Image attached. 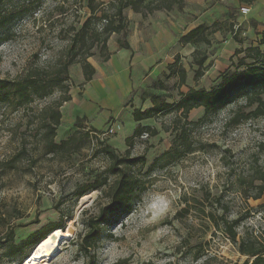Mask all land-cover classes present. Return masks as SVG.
<instances>
[{
    "label": "rangeland",
    "instance_id": "374dc122",
    "mask_svg": "<svg viewBox=\"0 0 264 264\" xmlns=\"http://www.w3.org/2000/svg\"><path fill=\"white\" fill-rule=\"evenodd\" d=\"M112 1L98 0L100 11ZM216 2L219 11L211 12V4ZM242 5L250 8L247 15L240 14ZM202 10H210L208 16L215 21L209 27V45L195 44L192 55L173 53L172 68L167 67L168 74L157 79L147 78V74L139 79L144 64H135L131 95L120 104L112 100V87L106 74L100 73L115 74V95L124 97L126 54L117 53L107 64L100 46L94 47L88 62L99 75L94 74L90 85L84 83L80 65L68 68L64 85L69 87L71 101L59 109L54 142L73 136L75 150L69 155L49 154L40 136L44 112L59 98L58 92L21 107L15 102L0 104V264H20L22 257L9 251L11 244H30L34 234L49 225H70L72 233L48 264H243L246 257L237 253V245L216 226L239 219V239L254 237L264 226V209L259 208L264 193L259 200H246L242 194L245 189L248 196L254 195V185L259 182L248 183L264 176V151L260 148L264 144V115L231 124L234 114L245 115L255 108L243 107L235 98L203 122V109H194L185 122L174 105L188 89L208 91L217 86L224 73L235 70L239 59L252 62L255 54L250 49L264 51V0H252L251 4L210 0L204 6L196 0H183L181 10L170 13L191 23L196 11ZM11 14L16 19L0 26L5 39L0 41V81H18L35 68L46 67L55 73L66 62L71 37L90 12L86 0H3L0 18ZM155 14L141 17H157ZM109 42L111 48L118 49L119 43H126V36L111 35ZM203 55V75L194 78L197 66L193 59ZM180 69L185 72L183 85ZM105 83V89L100 87ZM154 105L169 108L149 119L133 121V110L148 111ZM107 109L114 116H104ZM79 114L90 119L75 118ZM109 125L118 126L116 133L102 138ZM141 128L156 134L136 135ZM182 129L193 152L169 164L155 163L170 150ZM100 141L123 157L122 169L137 186L131 210L114 212L100 226L91 249L94 260L87 261L79 250L83 221L110 201L115 179ZM139 156H144V163L133 162ZM97 183L100 187L91 191ZM141 189L144 192L140 193ZM81 190L94 194L83 205L77 197Z\"/></svg>",
    "mask_w": 264,
    "mask_h": 264
},
{
    "label": "trees",
    "instance_id": "16d2710c",
    "mask_svg": "<svg viewBox=\"0 0 264 264\" xmlns=\"http://www.w3.org/2000/svg\"><path fill=\"white\" fill-rule=\"evenodd\" d=\"M3 0H0V3ZM87 8L90 12L89 17L81 25V28L75 33L70 40L69 47L66 53V62L63 63L55 73L48 68H35L27 71L26 75L18 81H0V104L15 102L18 107L28 105L34 99H47L54 92H58L59 98L53 101L48 109L44 112L43 132L40 135L44 146L49 154L69 155L72 149L74 137L71 136L66 140L60 141L58 144L54 142L57 128L60 125L61 113L59 109L63 104L71 101L68 85H64L65 77L68 74V68L72 65H80L83 73L84 83H89L95 74V69L88 62V59L93 56L91 51L94 47H99L103 54V61L106 62L110 58V53L107 50V42L111 35L122 34L126 36L127 21L123 12L127 9L133 13L141 14L142 16L152 15L154 12H170L173 9L181 10L183 0H115L107 4L105 10L100 11L101 6L98 0H86ZM241 4H251L252 0H237ZM175 7V8H174ZM107 10H112L109 14ZM99 14V16H97ZM16 19V15H8L0 18V26L6 25ZM209 28L205 25L198 26L186 34L180 40V45H195L203 43L209 45ZM0 32V41L5 39ZM120 47L129 50L127 43H119ZM255 55L252 62L247 63L243 58L238 60L236 68L233 72H226L221 76L217 86L205 89H188L185 94H182L180 99L175 103L174 108L180 112L179 119L187 120L190 111L202 108L204 116L203 122L209 115L219 111L227 102L235 98H239L243 103V107L255 108L243 115L240 112L234 114L230 119L233 125H239L245 120H254L264 115V51L259 48L250 49ZM194 64L197 70L194 73V78H200L203 75V65L206 61V56L194 58ZM173 65H169L171 69ZM180 84L185 82L184 69H180ZM168 106H156L148 111L133 110L132 119L134 122H140L152 117L154 113H162L167 110ZM78 120V119H77ZM197 123H187L186 125L194 126ZM143 132H151L155 135V131L149 128H141L136 131V135ZM102 141L100 144L102 145ZM103 146V145H102ZM264 151V144L260 146ZM77 150V149H76ZM102 152L108 157L111 162L110 172L115 176L114 182L110 187V201L98 209L96 215L87 217L83 221L84 233L79 240V250L89 261L94 260V255L91 254V249H94L100 234V226L104 224L108 217L117 211L129 212L131 210L130 201L134 188L137 186V181H132L130 177L122 169L123 157H119L109 145H104ZM193 152L192 146L187 143L185 131L182 129L174 138L169 151L163 153L155 160V163L166 162L171 163L172 160H178L187 154ZM133 162L144 163V156H139L133 159ZM254 181H258V185H254V195L248 196L245 189L242 194L246 200H259L264 193V176L252 178L248 183L253 186ZM100 185L94 184L90 188L95 191ZM141 189L139 192H144ZM87 190H81L77 193V197L85 195ZM264 209V202L259 206ZM241 221L235 219L232 221H224L221 226L216 228L222 231L233 243L237 245V253L246 257L243 264H264V226L260 227L257 234L251 238H238L237 228ZM63 229L61 225H49L42 228L34 234V241L12 243L9 251L12 255L22 257L20 262L29 254L30 250L40 240H43L51 231L55 229ZM31 246L28 253H24L26 247Z\"/></svg>",
    "mask_w": 264,
    "mask_h": 264
},
{
    "label": "crops",
    "instance_id": "0c3cea01",
    "mask_svg": "<svg viewBox=\"0 0 264 264\" xmlns=\"http://www.w3.org/2000/svg\"><path fill=\"white\" fill-rule=\"evenodd\" d=\"M205 1L207 2L210 0H196L201 6H204ZM243 6L244 5L241 7ZM182 10L186 12V9L183 8ZM172 11L177 12V9L175 8ZM209 11L210 10H202V12L196 11L197 15H191L193 20L189 23L182 20V17H179V15L174 16L173 13L170 12H154L153 15L156 13L155 16L159 18L148 16V18L143 19L141 14L133 13V11L129 9L125 10L126 21L128 23L126 29V43L130 49H123L120 45L118 49H115L113 44V47L111 48L110 42H107V50L111 53L107 64L111 63V59H113L117 53L126 54L127 68L125 70L126 81L124 82H126L127 88L124 97H121L120 95V97H117L115 95L114 89L117 86L115 84L117 78L116 75L105 70L100 73V76L106 74V78L110 84L109 86L112 87L109 91L112 95L111 98L113 97L112 100L120 104L127 100L131 95L133 89L132 77L133 70H135V64H144V69L142 70L139 79L144 76L143 74H147V78L157 79L163 74H168L167 67L171 64L173 53L180 54L182 57L185 56V54L192 55L194 53V45L187 44L183 46L179 44V40L184 34L198 26L205 25L208 28L211 27L215 21L212 16H208ZM213 11L215 13L219 11L217 2L211 4V12ZM113 36H116V34H113ZM95 75H99L96 69ZM93 83L94 80H91L88 85ZM106 84L107 83H105L104 86L100 84V87L105 89ZM105 112L104 116H109L111 114L114 116L113 111L107 109ZM77 117L90 119L82 114L75 116V118Z\"/></svg>",
    "mask_w": 264,
    "mask_h": 264
},
{
    "label": "bare ground",
    "instance_id": "6f19581e",
    "mask_svg": "<svg viewBox=\"0 0 264 264\" xmlns=\"http://www.w3.org/2000/svg\"><path fill=\"white\" fill-rule=\"evenodd\" d=\"M93 192L79 197V205L88 203ZM70 225L67 228L55 229L51 231L43 240L33 247L29 254L23 259L20 264H48L50 257L58 252L62 242L69 240L71 237ZM32 252H34L32 254Z\"/></svg>",
    "mask_w": 264,
    "mask_h": 264
},
{
    "label": "built area",
    "instance_id": "2783aa9c",
    "mask_svg": "<svg viewBox=\"0 0 264 264\" xmlns=\"http://www.w3.org/2000/svg\"><path fill=\"white\" fill-rule=\"evenodd\" d=\"M248 12H249V7L243 6L240 8V14L241 15H247ZM117 128H118V126L109 125L107 127V129L105 130V132L103 134H101L100 136L102 138L103 137H110L116 133Z\"/></svg>",
    "mask_w": 264,
    "mask_h": 264
},
{
    "label": "water",
    "instance_id": "95a60500",
    "mask_svg": "<svg viewBox=\"0 0 264 264\" xmlns=\"http://www.w3.org/2000/svg\"><path fill=\"white\" fill-rule=\"evenodd\" d=\"M40 242V240L34 245V247L38 244ZM34 252H32V254H33Z\"/></svg>",
    "mask_w": 264,
    "mask_h": 264
}]
</instances>
